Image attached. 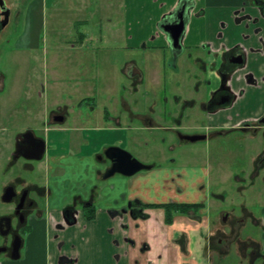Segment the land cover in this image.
Listing matches in <instances>:
<instances>
[{
    "label": "rangeland",
    "instance_id": "1",
    "mask_svg": "<svg viewBox=\"0 0 264 264\" xmlns=\"http://www.w3.org/2000/svg\"><path fill=\"white\" fill-rule=\"evenodd\" d=\"M10 1L13 4L11 22L0 37V218L11 213L14 207L12 202L2 200L7 184L19 177L28 182L48 183L47 172L53 156L61 150L77 153L82 145L86 146V150L95 145L92 149L96 151H102L109 145L120 146L143 163L154 164V169L209 167L212 190L225 195L224 200L209 199L208 218L211 222L220 223V214L224 211H235L236 215L242 216L244 205L254 215L263 218L264 168L254 185H251L252 178L249 176L258 139L231 135L184 141L179 138L176 129L186 133L202 131L199 126L207 124V116H185L182 127H179L175 122L178 116L127 114L123 101H127L134 111L148 110L150 105L155 107L156 104L159 108L162 96L173 97V92L168 91L170 81L181 79L189 84L193 80L189 79V66L181 73H174L177 68L173 65V52L167 41H155L160 31L157 23V30L149 36L148 43L150 46L164 43L165 48L158 53L159 73L155 79L157 73L152 70L158 60L154 59L155 56L147 57L150 51H145L151 49H145L147 41L138 40L135 35L133 41L126 45L119 26L122 0ZM202 3L205 5L206 0ZM201 7L195 9L196 18L199 17L197 12L206 8ZM151 12V8L141 10L137 5L133 7L131 22L135 31L138 21L145 23L146 27L153 23L146 21ZM108 16L116 24L109 23ZM236 33L234 31L232 37ZM196 55L197 52L194 53ZM130 60L137 64V70L145 72V81L143 84L140 82L136 91L126 70V62ZM187 61L190 65L189 58ZM193 65L195 73L200 71L197 64ZM155 80L158 81L156 84ZM107 111L111 116H105ZM53 113H63L66 121L53 122L54 118H50ZM148 119L154 124L150 125ZM28 129L46 140L45 156L42 160L20 157L17 162L11 163L17 136ZM89 141L91 146L87 145ZM236 175L243 178L238 179ZM127 178L130 177L117 173L101 182L112 188L114 183L122 184L121 180ZM68 180H63L64 186H68ZM87 181L79 180L62 190L56 188V195H52L50 204L48 197L39 198L40 207L51 212L58 206L61 211L66 205L81 209L82 203L71 192L64 191H82ZM102 191V188L97 189V207L106 214L99 215L92 224V242L89 245L82 242L80 237H84V232L74 224L69 237H75L76 241H67L62 251L71 256L76 246L83 262L94 256L92 262L97 264H124L126 254L130 260L133 248L130 244L125 245L123 225L130 223L131 227L132 221L126 214L112 217L110 211L121 213L127 201L121 200L124 193L118 192L117 197L111 200ZM137 230L139 236L144 237L145 232L141 228ZM242 231L243 235L250 232L264 240V228L251 220L247 221ZM27 234L28 228H22L20 235L26 238ZM64 235L68 238V234ZM60 242H63L62 239L56 244L57 248ZM108 244L111 247L107 248ZM26 249V245L21 249L23 257ZM150 255L142 254L141 259L146 261ZM241 257L236 246L227 256L214 251L211 254L213 264H247ZM15 261L5 254L0 256V264H17Z\"/></svg>",
    "mask_w": 264,
    "mask_h": 264
},
{
    "label": "flooded vegetation",
    "instance_id": "2",
    "mask_svg": "<svg viewBox=\"0 0 264 264\" xmlns=\"http://www.w3.org/2000/svg\"><path fill=\"white\" fill-rule=\"evenodd\" d=\"M222 1L228 6L232 4L235 7L231 13L228 12V22H221L223 30L219 32L218 38L222 40L225 36V30H228L231 31V35L234 31H237L236 36H241L240 38H242V40L238 41V43L233 46H228L226 43L221 42V40L220 43L210 40L201 42L199 46L193 49L186 47L185 42L188 29L195 18V9L197 8L198 0H179L174 9L164 14L157 26L160 32L164 33V40L167 41V46L173 52V65L177 68L174 73H181L185 70L186 66H189V79L192 78L193 80L189 81V84L186 83L187 81L181 79L178 81H170L168 91L173 92V97L170 99L168 96H162L159 108L156 104L155 107L150 105L148 110L144 108L143 111H134L127 101L124 103L126 106L125 108L129 116H178L175 122L179 127H182L185 116H207V124L205 126H199L203 128L202 131L196 130L193 133H186L181 129H176L177 135L184 141L189 140L185 137L186 135L194 134H206L207 138L239 135V138L247 136V138L251 140L254 138L258 139L255 148L259 149L261 146L264 148V111L262 113H256L251 109L248 118H244L234 125L215 129L208 128L212 116H229L231 118L239 116L240 114H236V112L233 111H236L240 106H244L243 103L246 100L250 99L264 102V72H258L264 71V0ZM206 3H216V0H206ZM12 7L13 4L10 0H0V37L11 22L13 14ZM204 12L205 10L201 9L200 12H197V16ZM237 26L239 27L237 28ZM160 32H158V34ZM144 47L145 49L151 48L145 51H150L146 54L149 59L155 56L154 59L158 60L155 62L154 69L152 70L154 74L157 73V76H154V78L157 79L159 73L158 53H161V50L165 48V46H150L148 42H146ZM195 52H197L196 56H194ZM188 58L190 60V65L187 61ZM192 60L193 62H191ZM193 63L198 65L200 71L197 73H195L193 69ZM136 66L137 64L133 61L127 71L129 77L133 80L132 86L135 91L138 89L141 80H143V78L145 79V72L143 70H137ZM141 83L143 84V82ZM148 111H150V113ZM56 116L65 115L63 113H53L50 118H54L53 122L55 123H57L55 121ZM105 116H111L110 112L107 111ZM65 121L66 118L62 123ZM148 122L150 125L154 124L151 119H148ZM87 145L91 146V141H89ZM109 146L103 148L102 151H96L92 149V147L86 150V146L82 145L80 147L81 150L77 153L71 154L69 151L62 152L61 150L62 153H56L53 156L54 159L61 155L69 156L73 160V166L71 168L62 166L63 164L66 165V162H62L61 160V163H58L52 159V164L49 165L47 172L48 183L60 180V177L64 176V173L66 174L67 169H71L68 173L71 175L68 182H78L83 179L88 180L85 186L87 188L86 193L80 190H72L71 193L82 203V208L78 209L74 205L64 206L61 209L63 219L61 222L56 223L58 228L64 229L66 225L70 226L78 223L80 214L86 217V211L92 210L93 208L97 211V189L101 188L99 182L101 183V181L110 178H105L104 174L113 164L112 159L106 155V149ZM20 157L23 156L21 155L18 158L12 156L11 163L17 162ZM27 165H29V163H27ZM151 166V168L143 169L137 173L154 169L155 165L152 164ZM28 168L33 169L32 166H28ZM179 168L183 169L177 172V177L175 179L183 180V182H180L176 187L177 195L181 196V200L145 202L140 198H133L126 200L127 204L122 207L121 213L115 210L110 211L112 217H116L118 214H121V216L126 214L130 217V220L133 221L131 227L130 223L123 225L125 229L123 230L128 232L125 241L133 248L131 250V261L129 264H162L153 263V260H151L149 256L146 261L141 259L142 254L150 252L151 245L146 239L139 240L136 238L131 231L132 227L135 226V228H141L145 233L147 232V224L143 222L151 217L148 211L149 209L162 211L164 216L163 223L167 228L165 232L167 244L180 243L182 247L181 250L186 254V257H188L189 253L187 248L188 243H192V240L194 242L198 239L195 232L199 233L200 238L208 239L212 237L214 248L217 247V249L215 248L213 251L221 256L222 253L220 251L221 249L218 250L219 247L236 246L237 248V246L241 245L245 248L246 246L253 245L254 241H256L253 238V233L245 232L246 234L243 235L242 231L247 223L246 221L252 220L251 213L250 216H248L249 213H245L243 210V215L240 216L236 215L235 211H224L220 214V223L211 222L208 218L210 209L209 199H225L224 194L212 190L209 183V167L205 169L195 168L194 166ZM252 168V173H250L249 176L252 178L251 185H254L264 168V155L258 158ZM235 177L238 179L243 178L240 175H236ZM197 179V183L193 184L192 180L196 181ZM9 186H13L16 193L12 201H10L14 204V207L11 213H7L3 216H11L12 227L7 234H3L0 230V248H5V250H1L0 256L5 254L7 257L13 259L12 251L15 237L20 235L22 228L27 227L28 218L30 216L34 215L37 217L41 214L40 211H42V208L39 205V198L46 196L48 200H50L53 194L56 195V192L55 188L49 184L47 186L46 184L42 185L35 182H28L19 177L16 181L5 186L3 195L6 188ZM18 186H21V188H18ZM84 194L85 197H83ZM22 199H24V205L18 211L17 207ZM155 203L182 205L184 206L183 210H185V213L175 212L173 214L174 218L172 223H167L166 211L163 207H149V204ZM195 204H199L200 207H187ZM21 215L25 216V221L23 223H21ZM179 216L185 219L187 218L188 221L194 222L195 224L178 225V219H175V217ZM247 218L248 220H246ZM225 227H227V229H225ZM196 228H198L197 231L195 230ZM24 239L25 238L22 237L21 249L24 246ZM63 244L64 242H60V250L63 248ZM77 259L78 256L75 258L73 255L68 256L62 253L58 255L56 264H75Z\"/></svg>",
    "mask_w": 264,
    "mask_h": 264
},
{
    "label": "crops",
    "instance_id": "3",
    "mask_svg": "<svg viewBox=\"0 0 264 264\" xmlns=\"http://www.w3.org/2000/svg\"><path fill=\"white\" fill-rule=\"evenodd\" d=\"M130 1V2H129ZM179 0H122V4L120 5V8L123 10L121 21H119V26H121L122 35L125 38L126 45L128 42L133 41V39L136 38L138 40H146L148 42L149 36L156 32V23L161 20V18L164 16L163 14L167 13L169 10L174 9V7L177 5ZM131 3V4H130ZM137 5L138 9L145 10L151 8V17H149L146 21H153L152 24H150V28L145 26V23H142L141 21L136 22L138 26L137 30L135 31L133 28V22H131L132 16L131 12L133 11V7ZM112 6V4H110ZM203 6V7H201ZM205 8V12L199 15V17H195L193 22L191 23L188 34L186 38L185 45L188 48H196L200 45L201 42L205 41H216L220 43V40L218 38L219 32L222 30V21L228 22V12H232L234 9V5H226L223 3L222 0H216V3H205L203 5L202 0H198L197 8ZM120 15V16H121ZM163 15V16H162ZM109 23H115L113 21V18L110 16L107 17ZM116 24V23H115ZM118 30V29H117ZM116 30H113L115 33ZM110 31V34H114ZM117 32V31H116ZM160 32V31H159ZM157 40H163L164 35L163 32L157 33ZM241 36H235L232 37L231 31L225 30V36L222 38L221 42L226 43L228 46H233L234 44L238 43V41H241ZM148 38V39H147ZM149 44V43H148ZM156 45V44H154ZM157 46V45H156ZM158 46H164V43H160ZM132 61L126 62V67L128 70V67L131 65ZM259 73L264 71H258ZM145 79L141 80V82L144 83ZM155 84L158 81H154ZM2 88V87H1ZM248 97V96H247ZM125 101H123V104ZM244 106H240L236 111V114H240L239 116L229 117V116H212L210 119V124L208 128H221L223 126H231L238 122H240L244 118H248L250 110H254L253 112L256 113H262L264 111V102H259L255 100H246L244 103ZM251 117H258V116H251ZM117 120V119H116ZM264 129V128H263ZM62 152H64L62 150ZM59 152V153H62ZM262 155H264V148L261 146V148L256 149V154L252 157V164L255 165V162H257L258 158H260ZM54 159V158H52ZM66 162V165L63 164L62 166H66L68 168H71L72 165V159L69 156H58L55 157L54 161H57L58 163ZM57 163V164H58ZM183 168L179 167H157L151 171L148 172H140L133 176H130V178H127V180H121L122 184L120 182L114 183V187H110L107 184H103V182H99V185L103 189L102 193L105 191L106 196H109L111 200L115 199L118 194L124 193V196L121 198V200H127V199H133V198H140L142 201L145 202H163V201H178L181 200V196L177 195L176 187L180 182H183L181 179H175L177 177V172L181 171ZM71 170V169H69ZM69 170L67 169L66 174L64 173V176H61L60 180L46 183L50 186H53L56 190L63 188H68L69 186H72L74 182H68V186L63 185V180H70L71 175H69ZM66 175V176H65ZM68 178V179H67ZM110 181V180H109ZM198 179L195 181L192 180L193 184H196ZM72 183V184H71ZM54 184V185H53ZM45 185V184H42ZM79 188V187H78ZM56 192V191H55ZM65 193H72V191H64ZM83 193L87 192V188L84 187V189L81 191ZM63 193V192H62ZM70 193V194H71ZM62 196L68 195V194H61ZM61 200V199H60ZM51 203V200H49V204ZM55 203V202H54ZM62 209V208H61ZM243 210L245 213H249L248 216H250V213L252 214V223H254L257 226H262L264 228V215L263 218L257 217L254 215L252 211H250L246 205L243 206ZM151 214V217L143 222L144 224H147V232L145 233L144 237L139 236V230L134 229L132 227V232L134 233V236L138 238L139 240L146 239L149 241L151 245V250L148 252L149 254H152L149 256L151 260H153V263H162V264H213L211 254H213V249H217V247L214 248L212 237L211 238H200V235L198 232H195L197 235V238L194 242L192 240V243H188V257H186V254L182 252V247L180 246V243H173V244H167V237H166V226H164L163 223V214L161 210L157 209H149L148 210ZM41 214L39 216H30L28 218V236L24 239V246H27L26 252L24 257L21 256L19 259L15 261L17 264H56L58 255L59 254H65L62 250H60L59 247L57 248L56 244L59 242L60 239L64 242V244L69 242H75V237H69V233L71 231V227L73 225H66V228L60 229L57 227L56 223L62 221V212L59 210V206L51 212L50 209H42L40 211ZM105 213L103 210L97 209L96 211V217L92 220L84 219L83 215L80 214L78 223H76L74 226L76 228H79L80 231L84 232V237H80L81 241L90 244L92 242L93 238V231L92 224L98 219L99 215H103ZM156 213H158V216H156ZM106 214V213H105ZM249 218V217H248ZM248 218L246 220H248ZM175 219H178V225H191L195 224L194 222L188 221L187 218L184 217H175ZM30 220V224H29ZM247 222V221H246ZM133 224V221L132 223ZM198 228L195 230L197 231ZM125 236L128 234V232L124 231ZM59 234V235H56ZM64 234H68V238L65 237ZM56 235V237H54ZM264 235V234H263ZM254 244L246 246L243 248L241 245L237 246V251L239 255H241V259L244 261H247V264H264V240H260L259 237L253 236ZM110 242V241H106ZM195 243V244H194ZM125 245L128 246L127 242H125ZM23 246V247H24ZM194 246V247H193ZM111 247L110 244L107 245V248ZM221 249V250H220ZM233 249L232 247L225 246L223 248H218V250L221 251L222 256H227ZM73 257H77L75 264H97L93 261L94 256L87 261L83 262L82 254H79L78 248L75 246V250L73 251ZM211 252V254H210ZM50 255V257H49ZM210 255V256H209ZM252 255V257H251ZM72 256V255H71ZM161 256V257H159ZM123 259V258H122ZM49 260V261H48ZM126 261H124V264H129L131 259L129 260V256L126 254ZM50 262V263H48ZM5 264H8V262H4ZM10 264V263H9Z\"/></svg>",
    "mask_w": 264,
    "mask_h": 264
},
{
    "label": "water",
    "instance_id": "4",
    "mask_svg": "<svg viewBox=\"0 0 264 264\" xmlns=\"http://www.w3.org/2000/svg\"><path fill=\"white\" fill-rule=\"evenodd\" d=\"M180 32V31H179ZM64 116H56L55 121L62 122L64 121ZM187 139L191 141H197L201 139L207 138L206 134H194V135H186ZM46 140L41 137H37L32 130H28L25 132L20 133L17 136L16 140V147L13 153L14 158H18L19 156H23L28 159H35V160H42L45 153H46ZM106 155L112 159V166L110 169L106 171L104 177H111L117 173H120L125 176H133L137 172L143 169H149L152 166L149 164H145L136 157L132 155L126 149L111 145L106 149ZM15 190L13 186H9L6 188L5 193L3 195V200L5 202L12 201L13 197L15 196ZM24 199L20 202L19 206L17 207L18 211L23 207ZM25 221V216L21 215V223ZM12 227V218L11 216H2L0 218V230L3 234H7ZM22 246V237L17 235L13 242V251H12V258L18 259L21 256V249ZM5 250V248L1 249Z\"/></svg>",
    "mask_w": 264,
    "mask_h": 264
},
{
    "label": "trees",
    "instance_id": "5",
    "mask_svg": "<svg viewBox=\"0 0 264 264\" xmlns=\"http://www.w3.org/2000/svg\"><path fill=\"white\" fill-rule=\"evenodd\" d=\"M191 206L200 207L199 204L190 205L187 207H191ZM149 207H163L166 211V222L167 223H172L173 218H174L173 214L175 212L185 213V210H183L184 206L178 205V204H173V203H166V204L155 203V204H149ZM95 217H96L95 208H93L92 210L86 211V218L88 220H92Z\"/></svg>",
    "mask_w": 264,
    "mask_h": 264
}]
</instances>
